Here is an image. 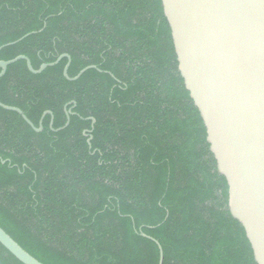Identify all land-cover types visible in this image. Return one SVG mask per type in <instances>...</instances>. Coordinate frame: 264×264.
Masks as SVG:
<instances>
[{
  "label": "trees",
  "instance_id": "1",
  "mask_svg": "<svg viewBox=\"0 0 264 264\" xmlns=\"http://www.w3.org/2000/svg\"><path fill=\"white\" fill-rule=\"evenodd\" d=\"M20 39L0 61L37 71L67 55L70 79L95 69L70 82L66 58L39 75L18 61L0 79L1 104L36 129L53 118L36 133L0 109V228L12 240L41 264H158L154 241L162 264H256L161 0H0V47ZM0 264L20 263L0 245Z\"/></svg>",
  "mask_w": 264,
  "mask_h": 264
},
{
  "label": "water",
  "instance_id": "2",
  "mask_svg": "<svg viewBox=\"0 0 264 264\" xmlns=\"http://www.w3.org/2000/svg\"><path fill=\"white\" fill-rule=\"evenodd\" d=\"M161 5L178 72L200 114L218 172L227 184L228 210L243 228L254 262L264 264V0H161ZM22 39L0 47V52ZM64 58L68 60L63 71L67 81H77L95 69L87 67L70 79L67 55L37 71L20 56L0 61V79L18 61H24L31 74L39 75ZM0 109L18 114L34 132H42V121L36 129L19 109L1 103ZM46 115L51 113L46 112L42 119ZM68 125L67 117L60 130ZM90 141L91 137L88 144ZM154 243L158 264H162V248ZM0 245L20 264H41L1 228Z\"/></svg>",
  "mask_w": 264,
  "mask_h": 264
},
{
  "label": "flooded vegetation",
  "instance_id": "3",
  "mask_svg": "<svg viewBox=\"0 0 264 264\" xmlns=\"http://www.w3.org/2000/svg\"><path fill=\"white\" fill-rule=\"evenodd\" d=\"M56 61H57V60H56ZM74 107H75V106H73L72 109H74ZM72 109H70V110H68V111L65 110V111H66V117H68L69 120H70V117L74 115L73 113H71ZM44 114H45V113H44ZM44 114H43V115H44ZM46 116H47V115H46ZM46 116H45V117H46ZM49 116H51V115H49ZM42 117H43V116H42ZM42 117H41V121H43L44 118H45V117H44V118L42 119ZM66 120H67V118H66ZM41 121H40V122H41ZM51 123L53 124V118H52V116H51L50 124H51ZM39 124H40V123H39ZM50 124H49V127H50ZM86 132H87V131H85L84 134H85L86 136H90V135H89L88 133H86ZM87 134H88V135H87Z\"/></svg>",
  "mask_w": 264,
  "mask_h": 264
}]
</instances>
